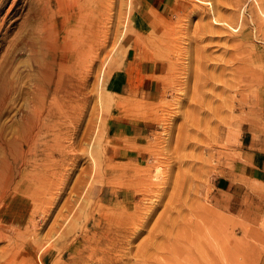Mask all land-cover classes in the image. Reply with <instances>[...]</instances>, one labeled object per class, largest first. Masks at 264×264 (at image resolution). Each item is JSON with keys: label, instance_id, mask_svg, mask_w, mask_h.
Masks as SVG:
<instances>
[{"label": "rangeland", "instance_id": "rangeland-1", "mask_svg": "<svg viewBox=\"0 0 264 264\" xmlns=\"http://www.w3.org/2000/svg\"><path fill=\"white\" fill-rule=\"evenodd\" d=\"M32 1L0 3V67L19 39L37 29ZM37 3L57 20L62 16L56 0ZM105 5L89 17V24L97 23L91 53L66 64L59 90L46 95L56 109L45 116L38 142L44 140L28 154L25 182L34 189L32 174L44 171L49 183L40 197H28L35 221L12 224L23 230L28 224L15 239L28 254L22 264H211L214 250L232 235L247 249L249 264H264V0ZM16 57L9 74L32 90V59L23 52ZM153 63L160 70L145 73ZM112 73L124 84L128 79L126 91L106 89ZM149 84L157 85L151 99L143 92ZM130 93L141 98L138 119L151 127L137 142L129 141L124 125L132 117ZM19 104L6 103L7 124ZM124 149L134 156L122 157ZM67 217L69 233L61 236L57 228ZM107 242L110 259L104 262Z\"/></svg>", "mask_w": 264, "mask_h": 264}, {"label": "bare ground", "instance_id": "bare-ground-1", "mask_svg": "<svg viewBox=\"0 0 264 264\" xmlns=\"http://www.w3.org/2000/svg\"><path fill=\"white\" fill-rule=\"evenodd\" d=\"M2 1L3 0H0V3ZM37 1L38 0L32 1V4H34V7H33V12H30V14L32 13V21L36 24L37 29H33L32 32L31 31H30V33L28 32L29 33L28 35L19 39V41H18L19 43L15 44L12 47L14 53H12L11 56L9 55L10 58L6 60L5 66H3V64H2L0 67V70H1V72H0V230L3 231L4 233H6V235L4 237H0V242L5 241L4 246L3 247L1 246V248H0V264H22L26 261V258H27L26 256L28 254L26 253L27 255L24 256V253L22 252L23 249L21 248L22 245H20L21 243L19 245L15 244V239H16V237L20 236L22 234V232L25 231L28 224L35 221V220H33L35 211L28 209V197L33 198V196L35 197L38 195L40 197V194L42 195V193L45 190V184L49 183V182H46V177L44 175V171H42L43 173H40L39 170H41V169L38 170L39 172H35L34 174H32L35 177V179H37V184L35 185L34 189H31V187H29L28 183L26 184V182H25L27 178H30L29 176L27 177V175L29 173H31V171L29 172V170H27L28 165L31 163L29 160L28 154L33 153L31 151L32 149H34V151H36V147L42 143L41 141L44 140L43 139L40 142H38V139L40 137H42L43 133H44V126H45V122H46L45 116L48 115L51 111H53L52 109H56V107L54 108V106L51 107L49 104H46V101H45L46 95H47L49 89H52V94H55V92L59 90V86L62 83L63 77H64L63 68L66 66V64L67 65H73L74 60H78L81 62L82 58L88 57L89 53H91L92 45H91L90 40H91V36L93 35V32L95 31V26L97 23L96 24H93V23L89 24V19H90L89 17L91 16V13L93 14L95 12L96 9H99L98 7L102 8V7H104L105 4L109 3V1H112V0H67V1L66 0H63V1L56 0L58 2V4L64 8V9L62 8L63 9L62 13L60 12V10L57 11L58 13H60V15H62L59 17V20H57L54 17L53 12H50V10L48 12L45 11L46 8H45V10H41L42 7L41 8L38 7ZM43 3H44V1H43ZM41 4H42V2H41ZM41 4H40V6H41ZM48 4H49V2H48ZM75 27L81 28L82 29L81 33L80 32L78 33L77 29H73ZM97 27H99V26H97ZM97 31H99V30H97ZM50 33L52 34L51 38H49ZM69 35H70V38H69ZM18 52L19 53L23 52L25 54L28 53V55L32 59L31 60L32 64L30 65L29 74H27V77L29 75L30 76L33 75V77H34V75L37 76V77L33 78V82L35 83V85L32 82V85H33V86H31V87H33L32 90H30V88L27 91L23 90V88H24L23 85H20L18 83V80H15L9 74V69L12 67V64L17 59L16 55L18 54ZM73 68H74V66H73ZM29 79H27V81ZM80 80H81V78H80ZM40 81L42 82V84L44 83V86L41 85ZM29 83H31V82H29ZM61 99H64V98H61ZM17 101L18 102L20 101L19 107L15 110L12 117H10L9 120L7 121V122H10V124H7L5 120L8 118V116H6L4 118V111L6 110L5 105L8 102H12L13 104L14 103L17 104L18 103ZM68 105H69V102H68ZM58 110H57V112H58ZM73 113H75V112H73ZM62 116H63V113H62ZM2 119H3V121H2ZM51 127H52V124H51ZM6 128H8V129L10 128V132L8 135H6L4 133L5 132L4 130ZM75 128H76V126H75ZM61 131H62V129H61ZM56 132H54V133H56ZM51 133H52V131H51ZM65 134H64V139H65ZM54 137L56 138V136H54ZM49 139H50V137H49ZM54 140L55 139L53 138V142H54ZM50 141H52V140H50ZM57 142H59V140ZM43 143H45V142H43ZM66 143H67V141H66ZM50 146H52V145H50ZM59 149L60 148H58V150ZM64 149H66V148H64ZM61 150H63V149H61ZM44 153H45V151H44ZM46 157H47V155H46ZM60 157L62 158L61 155H60ZM50 160H49V163L51 162ZM73 161H74V159H73ZM60 164H61V162H60ZM31 165L33 166V163ZM40 165L43 166L42 164H40ZM60 166H62V165H60ZM43 167H41V168H43ZM34 168L35 167H33V169ZM37 168H39V167H37ZM48 171H49V169H48ZM50 178H51V175H50ZM59 182L62 183L60 180H59ZM36 186H37V188H36ZM51 188H52V190L56 189V188L53 189V187H51ZM49 193H51V192H49ZM43 198H45V196H43ZM32 200L34 201V198ZM63 215H65V214H63ZM22 218H24V219L27 218L26 222L28 223L25 226V228L23 227L24 230L21 229L20 227H13L12 224L15 222V220L19 221ZM68 219L69 218L67 217V219L65 218L64 220L61 221V223L59 222V226H58L57 230H59V235H60V232H62L61 236L65 233H69L67 230H65V228H67V226L70 225V223L68 222ZM8 220L10 222L9 224H7ZM57 230H55V232L52 233V235H55V233H57L56 232ZM22 236H24V235L22 234ZM57 237H58V235H57ZM88 237L91 239L90 236H88ZM50 238L51 237H49V239H47V241L50 240ZM81 238L85 241V243H87L86 238H84L83 236ZM54 239H56V237ZM220 239L221 238H218L215 241L220 242ZM228 240H230V242H229V244L226 243V245H227L226 247H223L220 250H217V249H216V251L214 250L213 256L211 257L212 258L211 264H249V262H248L249 256L247 253V249L240 246L239 242L235 239V237L233 235L230 236ZM23 241H24V239H23ZM51 241H53V240H51ZM50 243L53 244L50 241L42 244V246L39 247L40 248L39 251L43 250L44 248H47V245ZM33 244H35V242ZM110 245H111V242H107L104 244V246L102 248L101 253L103 254V261L104 262L110 259L109 254H107V253H109L108 251L110 249ZM52 246H54V245H52ZM87 246L88 245L86 244V247ZM97 246H96V249H98V248L99 249L97 250V252H95V255L98 254V256H99L101 244L97 245ZM55 247H57V246H55ZM105 249L107 250V252H105ZM93 251L94 250H92L91 247L87 248V252H88L87 255L88 256H92V255L94 256ZM175 252H176V250H175ZM168 253H170V254L174 253L173 247L169 248ZM76 254H77V251H76ZM105 254H107V255H105ZM98 256H97V259L100 260L101 258L100 257L98 258ZM111 257H112V255H111ZM67 259H69V258H67ZM95 260H93V261H95ZM99 260L96 262L99 263ZM110 262H112V261L110 260ZM161 262L162 261H160L158 264H171L170 262H166V263H161ZM55 263H56V261H55ZM65 263H66V261H65ZM30 264H31V262H30ZM34 264H36V262ZM39 264H43V263H41V260H40Z\"/></svg>", "mask_w": 264, "mask_h": 264}, {"label": "crops", "instance_id": "crops-1", "mask_svg": "<svg viewBox=\"0 0 264 264\" xmlns=\"http://www.w3.org/2000/svg\"><path fill=\"white\" fill-rule=\"evenodd\" d=\"M160 63H153L152 67L153 69L146 70L145 73L151 74L155 73L156 69L157 71L160 70ZM156 68V69H155ZM126 84L119 79L115 74H110L104 81L106 89L111 92H117L122 93L124 90L126 91L128 86H130V83H128V79L126 78ZM128 83V84H127ZM127 85V87H126ZM153 86V87H152ZM156 89L157 85L149 84V87L144 92V97L153 98L154 91H151V89ZM151 91V92H150ZM140 102L141 98L139 95H134L132 93L128 94V109L132 111L131 118L127 117V119L124 121V125L126 124L127 129L126 133L128 135V139L130 142H137L141 138L147 136L150 132V126L146 121H142L138 119V115L135 113L140 109ZM124 120V119H123ZM120 155L124 158L131 159L132 156H134V153L129 152L128 149L120 150Z\"/></svg>", "mask_w": 264, "mask_h": 264}]
</instances>
